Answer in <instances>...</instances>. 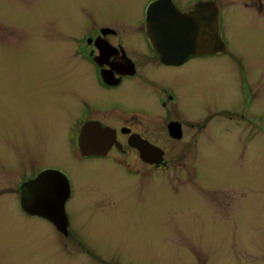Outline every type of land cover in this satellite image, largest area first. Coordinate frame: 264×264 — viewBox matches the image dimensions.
Here are the masks:
<instances>
[{
    "label": "rangeland",
    "instance_id": "1",
    "mask_svg": "<svg viewBox=\"0 0 264 264\" xmlns=\"http://www.w3.org/2000/svg\"><path fill=\"white\" fill-rule=\"evenodd\" d=\"M119 1L0 0V145L11 127L18 142V134L25 133L26 155L19 146L7 151L20 165L28 161V165H64L71 170L76 177L75 196L66 211L77 239L59 234L46 220L17 216L14 195L6 188L10 184L14 188L18 177L8 174L10 182L0 184V204L10 208L0 207V264H264V19L233 6L234 0H222L228 8L225 34L232 53L248 64L253 75L257 123L263 125V132L250 136L246 149L235 133L226 132L231 125L215 120L203 134L192 164L187 157L177 160L168 145L173 153L167 156L165 170L141 166L140 175L128 173L115 164L120 156L114 154L95 162L97 170L81 177L61 136H56L50 151L39 142L36 106L43 85L50 82L46 77L57 79L60 62L50 67L43 57L45 41L38 35L51 33L56 16L63 19L68 9L76 7L71 2L86 6L102 20L135 22L141 0ZM8 30L24 38L12 48L3 43L10 36ZM35 31L36 53L29 59L26 38L33 39ZM64 69L60 72H66L68 81L75 69L68 60ZM210 78L208 63L184 72L177 84L181 115L194 116L198 104L204 108L230 104L217 75L212 78L220 88L212 99ZM31 90L37 92L34 104L27 96ZM133 102L144 103L138 98ZM3 152L1 157L6 155ZM132 157L124 158L132 164ZM97 188L105 193L94 195Z\"/></svg>",
    "mask_w": 264,
    "mask_h": 264
},
{
    "label": "flooded vegetation",
    "instance_id": "2",
    "mask_svg": "<svg viewBox=\"0 0 264 264\" xmlns=\"http://www.w3.org/2000/svg\"><path fill=\"white\" fill-rule=\"evenodd\" d=\"M158 1L141 0L135 22L102 20L87 12L86 6L71 2L70 5L76 7L70 11L68 9L63 19L56 16L53 20L54 30L47 36L43 31L42 36L38 35L39 39L45 41L43 57L50 67L54 62L56 68L55 62H60L57 72L63 75L60 69L65 70L68 60L75 69L68 81L66 72L63 78L58 73L57 79L56 76L53 80L46 77L47 83L48 80L52 83L43 85L36 106L37 122L41 127L39 142H45L43 149L50 151L56 136H61V143L71 151L73 162L81 170V177H87L88 170H97L95 162L114 154L120 156L113 160L117 166L137 175L141 174V166L165 170L169 165L167 156L173 153L172 148L176 151L177 160L187 157L192 164V156L196 155L203 134L215 120L226 126L231 125L226 132L235 133L244 149L250 144L253 132H263V125L257 123L256 84L248 64L231 51L224 21L228 8L222 4V0H166L171 3L172 9L187 17L193 15L199 6L206 5L209 14L218 9L222 39L226 45L218 52H201L203 48L193 47V52H200L182 56L175 63L164 62L156 48L157 43L163 42L172 50L168 33L155 30L153 34L164 37L156 42L147 31L148 8ZM234 2L233 6L245 8L264 19V0ZM193 20L197 21V17L194 16ZM196 26L195 23L191 24L193 28ZM8 33L10 36L5 37L3 42L7 47L12 48L24 39L14 34L13 30H8ZM31 35L33 39L26 38L29 48L24 50L29 53V59L36 53V31ZM7 38L11 39L7 41ZM186 50H190L189 47ZM205 63L210 69V83L214 85L210 94L212 99H216L218 86L212 76L217 75L223 83L221 90L226 88L228 92L225 97L230 104L206 108L198 104L193 109L194 116H183L179 111L181 99L177 84L184 72L199 70ZM49 90L53 91L52 96L48 94ZM83 95L91 98L82 99ZM23 96L26 97V92H23ZM27 96L33 104L38 100L34 90L28 91ZM134 98L144 103H135ZM11 130L9 127L0 145V179L7 177L4 182L0 180V184L6 186L10 182L12 175L8 174L18 177L14 188L12 184L6 188L9 189L7 194L14 195V213L24 218L46 220L59 234H63L40 214L59 212L60 199L66 196L67 210L75 196L76 177L64 165H38L33 162L28 165L26 159L27 162L20 165V160L17 157L13 159L7 151H14L19 146L26 155V144H22L25 133L18 134V142L16 137L13 139L17 133ZM168 145L172 148L168 149ZM2 152L6 154L3 157ZM130 155H133L132 164L124 158ZM93 193L101 195L105 191L97 188ZM1 206L4 205L1 203ZM4 208L10 209L8 205ZM68 234L72 241L77 240L72 234L70 221Z\"/></svg>",
    "mask_w": 264,
    "mask_h": 264
},
{
    "label": "water",
    "instance_id": "3",
    "mask_svg": "<svg viewBox=\"0 0 264 264\" xmlns=\"http://www.w3.org/2000/svg\"><path fill=\"white\" fill-rule=\"evenodd\" d=\"M207 9L206 5L199 6L193 15L187 17L177 9H172L171 3L166 0H160L149 7L147 31L151 39L156 40V42L162 41L164 37L158 34L155 35L153 32L164 30L172 40V50L169 49L168 44L166 45L163 42L156 45L157 52L164 62L175 63L182 56L200 52L198 50L193 52V47L203 48L201 52H218L226 47L220 29L219 10L217 9L214 13L209 14ZM194 16L197 17V21L193 20ZM192 23L197 26L195 28L191 27ZM187 47L190 50L187 51ZM159 161L157 162L159 163ZM66 200L67 196L61 197L59 212L40 214V216L51 221L65 235L68 234L69 227L65 209Z\"/></svg>",
    "mask_w": 264,
    "mask_h": 264
}]
</instances>
